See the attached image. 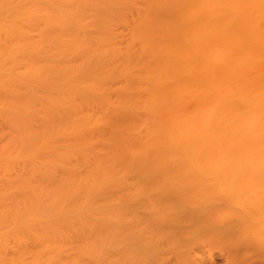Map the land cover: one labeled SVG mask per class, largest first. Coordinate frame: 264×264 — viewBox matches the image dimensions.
<instances>
[{
    "label": "bare ground",
    "instance_id": "bare-ground-1",
    "mask_svg": "<svg viewBox=\"0 0 264 264\" xmlns=\"http://www.w3.org/2000/svg\"><path fill=\"white\" fill-rule=\"evenodd\" d=\"M215 247L264 264V0H0V264Z\"/></svg>",
    "mask_w": 264,
    "mask_h": 264
},
{
    "label": "rangeland",
    "instance_id": "rangeland-1",
    "mask_svg": "<svg viewBox=\"0 0 264 264\" xmlns=\"http://www.w3.org/2000/svg\"><path fill=\"white\" fill-rule=\"evenodd\" d=\"M221 247H215L214 249H217V250H212L213 251V255H214V257H215V260L217 261V263L216 264H228V263H226L225 261H223V259H224V256H222V255H224L225 253H226V248H221ZM217 252V253H216ZM215 253V254H214ZM225 260V259H224Z\"/></svg>",
    "mask_w": 264,
    "mask_h": 264
}]
</instances>
